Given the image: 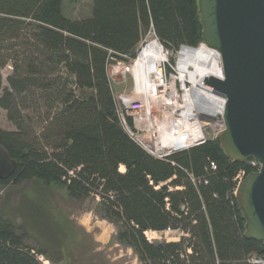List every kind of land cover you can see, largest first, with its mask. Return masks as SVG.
Instances as JSON below:
<instances>
[{
	"label": "trees",
	"instance_id": "1",
	"mask_svg": "<svg viewBox=\"0 0 264 264\" xmlns=\"http://www.w3.org/2000/svg\"><path fill=\"white\" fill-rule=\"evenodd\" d=\"M63 4L0 0V109L14 126L0 128V145L17 161L0 185L38 177L74 199L98 197L142 264H260L250 257L263 256L264 244L244 236L234 196L245 164L228 159L216 137L151 155L122 127L107 74L110 60L133 58L150 32L173 51L201 42L197 0H92L82 18ZM166 229L178 240L145 236ZM25 237L0 216V264H43L44 251Z\"/></svg>",
	"mask_w": 264,
	"mask_h": 264
},
{
	"label": "water",
	"instance_id": "2",
	"mask_svg": "<svg viewBox=\"0 0 264 264\" xmlns=\"http://www.w3.org/2000/svg\"><path fill=\"white\" fill-rule=\"evenodd\" d=\"M201 41L220 55L222 77L203 84L225 98L224 128L217 133L225 155L260 163L238 183L234 196L245 219L244 236L264 244V0H197ZM17 166L0 145V179Z\"/></svg>",
	"mask_w": 264,
	"mask_h": 264
},
{
	"label": "rangeland",
	"instance_id": "3",
	"mask_svg": "<svg viewBox=\"0 0 264 264\" xmlns=\"http://www.w3.org/2000/svg\"><path fill=\"white\" fill-rule=\"evenodd\" d=\"M91 1L64 0L63 13L73 18L85 17L90 12ZM149 37L156 36L150 32L140 45ZM172 53L169 58L171 55L170 59L174 60ZM117 62L128 65L129 60H110L107 65L113 94H128L133 89L134 78L130 71L124 75L116 73ZM172 68L167 59L165 78H169ZM9 71V66L2 70L3 85ZM0 128L14 130L3 109H0ZM206 131L210 137L211 126ZM0 216L13 223L19 233H25L29 246L44 251L38 255L43 264H142L134 249L122 240L120 223L101 211L98 197L74 199L60 183L33 177L0 185ZM145 236L150 241H172L178 240L179 232H145Z\"/></svg>",
	"mask_w": 264,
	"mask_h": 264
},
{
	"label": "bare ground",
	"instance_id": "4",
	"mask_svg": "<svg viewBox=\"0 0 264 264\" xmlns=\"http://www.w3.org/2000/svg\"><path fill=\"white\" fill-rule=\"evenodd\" d=\"M169 50L156 39L148 38L142 44L141 49L135 59L130 63V72L134 78L135 87L126 98L140 97L145 101L146 107L141 120L147 125L154 124L157 129L156 140L162 145L170 144L175 136L171 132L177 127L201 124L214 125V118L222 111L224 98L215 93L205 84L204 76H222L220 56L217 51L208 47L204 43H199L195 47L182 46L177 52V64L174 71L170 73L168 82L164 83V64L168 59ZM162 87L159 96L156 90ZM178 91L181 92L185 104L183 114L190 113L192 109L203 112L207 120L193 118L188 120V116L175 118L172 116L173 109L177 106ZM163 96H168L163 98ZM156 102L163 111L161 117L155 116L151 103ZM190 115V114H189ZM196 129L188 132L184 138L185 143H190L197 137ZM152 138V135H147ZM123 169V166H121ZM151 233V232H149Z\"/></svg>",
	"mask_w": 264,
	"mask_h": 264
},
{
	"label": "built area",
	"instance_id": "5",
	"mask_svg": "<svg viewBox=\"0 0 264 264\" xmlns=\"http://www.w3.org/2000/svg\"><path fill=\"white\" fill-rule=\"evenodd\" d=\"M199 43H202V41ZM182 46L195 47V46H189V45H180L178 47V49L175 51L165 47L166 50H169L168 61L173 66L172 71H174L173 70L174 66H176V64H177V52ZM141 47H142V45L138 46L137 51L135 53V56L133 58H127V60H129V63H131L135 59V57L138 54ZM171 52H173L172 54H174V57H175L174 60L170 59L171 55L169 58V54ZM129 63L127 65L124 62H117V65L114 68L116 73H120V74L124 75L127 71H130L131 64H129ZM164 67H165V64H164ZM163 71H164V68H163ZM169 76H170V74H169ZM207 77H209V76H207ZM221 77H218V78H221ZM163 80H164V83L168 82L167 78H165V74H164ZM134 87H135V83H133V89H134ZM206 87H208V86L206 85ZM208 88L211 89L212 91H214L215 93L220 94L219 92L213 90L212 88H210V87H208ZM160 89L162 90V87H160L156 90V92H158V94H156L157 96H159L162 93V92H159ZM126 95H127V93H118L117 95H114L115 101H116L117 112H118L122 127L125 129V131L128 133V135L135 142H137L142 148H144L147 152H149L151 155H153L155 157L164 158L173 152L181 151V150L187 149L193 145L201 144L207 139L215 138L217 133L220 132L224 128L221 116H222V111L224 108L225 98L222 94H220L224 98V103H223L222 111L220 113H218L216 115V117L214 118V121L216 122V124H214V125L201 124V125H199V127H194V125L177 127L176 129H174L171 132V135L175 136L174 141H172V143H170V144L162 145L161 143H159L156 140V135H157L158 131H157V129L154 128V124L147 125L146 123H143L142 120H141V123L139 122V120L143 118V115L145 112V107H146L145 101L142 100L140 97L126 98L125 97ZM167 97L168 96H163V98H167ZM151 106H153L155 116L161 117L163 115V113L161 112V111H163V109L161 108L160 105H157L156 102L151 103ZM184 108H185V104H184V101L182 99L181 92L178 91L177 106L175 107V109H173V112H172L173 117L178 118V117L188 116V118H189L188 120H192L193 118H197L199 121L200 120L203 121V120L208 119L207 116H205V114L203 112L197 111L195 109H192L190 113L186 112L184 115L183 114ZM125 114L129 115V116H127V118L129 117V118L133 119V121H134L133 124L127 123V118H125ZM208 125L211 126L212 134L210 137H208V132L206 131V128ZM192 129H196L195 131L197 132V137L193 138V140L190 143H185L184 138H182V140L179 139L180 138L179 136L187 137L186 134H188V132ZM149 134L152 135V138L147 137V135H149ZM210 164L212 167H214V164L212 162ZM244 164H245V167L240 168L236 172L235 176L233 177V181L235 182L234 192H235L236 187H237V185L241 179H243L249 172L257 171L260 168V163L254 158H249ZM167 231H173V230L166 229L165 232H167ZM250 261L253 263L264 264V255L260 256V257L253 255L250 257Z\"/></svg>",
	"mask_w": 264,
	"mask_h": 264
}]
</instances>
